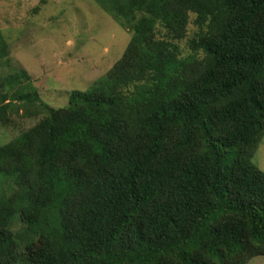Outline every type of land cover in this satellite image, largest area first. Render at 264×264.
<instances>
[{"label":"trees","instance_id":"trees-1","mask_svg":"<svg viewBox=\"0 0 264 264\" xmlns=\"http://www.w3.org/2000/svg\"><path fill=\"white\" fill-rule=\"evenodd\" d=\"M100 7L129 41L88 89L51 108L24 70L0 84L3 126L37 119L0 146V264L264 257V0Z\"/></svg>","mask_w":264,"mask_h":264},{"label":"rangeland","instance_id":"rangeland-1","mask_svg":"<svg viewBox=\"0 0 264 264\" xmlns=\"http://www.w3.org/2000/svg\"><path fill=\"white\" fill-rule=\"evenodd\" d=\"M103 2L0 0V35L8 50L2 60L7 63L0 67V84L8 73L24 70L40 100L51 108L64 105L71 91L88 89L119 59L129 41L128 32L101 9ZM185 47L182 41L180 48ZM10 120L16 128L0 121V146L37 119L13 113ZM253 161L264 171V137ZM249 264H264V257Z\"/></svg>","mask_w":264,"mask_h":264}]
</instances>
